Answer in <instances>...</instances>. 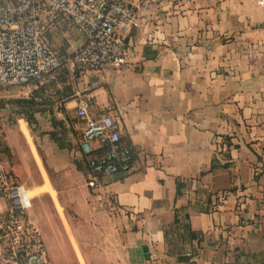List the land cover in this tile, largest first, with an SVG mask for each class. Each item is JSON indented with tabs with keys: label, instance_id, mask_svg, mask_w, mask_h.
<instances>
[{
	"label": "crops",
	"instance_id": "crops-1",
	"mask_svg": "<svg viewBox=\"0 0 264 264\" xmlns=\"http://www.w3.org/2000/svg\"><path fill=\"white\" fill-rule=\"evenodd\" d=\"M85 40L63 26L48 35L61 57ZM125 48L126 66L67 80L55 107L69 147L43 155L69 186L45 177L29 194L74 205L95 240L87 264H264V0L153 1ZM81 101L116 116L134 151L130 173L101 176L97 189L72 119ZM95 196L104 210L91 209Z\"/></svg>",
	"mask_w": 264,
	"mask_h": 264
},
{
	"label": "built area",
	"instance_id": "built-area-1",
	"mask_svg": "<svg viewBox=\"0 0 264 264\" xmlns=\"http://www.w3.org/2000/svg\"><path fill=\"white\" fill-rule=\"evenodd\" d=\"M153 1L157 7L165 5V0H0V90L37 89L51 82L61 89V72L75 81L86 71L126 66L125 39L142 27ZM59 26L86 37L65 57L48 41ZM75 116L83 126V153L102 151L88 161V187L97 189L101 176L130 173L134 151L123 141L120 120L111 114H92L85 101L78 104ZM32 201L29 190L11 180L0 155V264H52L41 229L29 214ZM106 204L99 196L90 201L96 212Z\"/></svg>",
	"mask_w": 264,
	"mask_h": 264
},
{
	"label": "rangeland",
	"instance_id": "rangeland-1",
	"mask_svg": "<svg viewBox=\"0 0 264 264\" xmlns=\"http://www.w3.org/2000/svg\"><path fill=\"white\" fill-rule=\"evenodd\" d=\"M34 90V87L0 90V101L19 99L24 97L27 91L32 93ZM14 109L11 104L5 109H0V151L4 161H8V169L28 190L41 188L45 184V177L53 189H56L57 182L60 188L69 186L62 184L64 182L59 183L58 177L50 176V169L43 155L48 159L50 149L53 150L55 146L48 136L40 133L62 132V126L52 122V118L56 117V107L53 108L52 114L46 113L39 117L37 133L31 132L26 121L15 114ZM72 119L78 123L76 117ZM22 122L25 123L30 138L23 133ZM80 137L78 131L77 138ZM65 179H68L67 176ZM2 209L3 204L0 202V211ZM29 214L42 231L52 264H87L86 258L91 259L97 254L92 232L76 214L74 205L70 201H63L59 193H56L55 201L50 193L42 192L33 199Z\"/></svg>",
	"mask_w": 264,
	"mask_h": 264
},
{
	"label": "trees",
	"instance_id": "trees-1",
	"mask_svg": "<svg viewBox=\"0 0 264 264\" xmlns=\"http://www.w3.org/2000/svg\"><path fill=\"white\" fill-rule=\"evenodd\" d=\"M67 76L65 71L61 72L59 75V82L63 85L62 89L57 88V83L51 82L46 86L38 87V89L34 90L29 98H19L13 99L10 101H0V109H5L8 104H11L15 109L14 113L18 116H21L26 123L28 124L32 133H37L39 121L37 119V115H45L46 113H51L55 106H57L64 97V89L67 90ZM59 110L63 112V109L60 107ZM55 116V115H54ZM72 121V120H71ZM79 121V120H78ZM52 122L54 125L62 126V132H42L40 135H46L50 138V140L55 143L60 149H66L69 147L66 142V133L64 128L63 121L54 117L52 118ZM74 122V121H73ZM125 143L127 141L124 140ZM228 146H231L229 140L225 139ZM129 145V143H127ZM102 154L101 150H94L91 155H85L83 159V163L89 169L88 161L90 159L96 158ZM80 165V163H79ZM78 165V168H79ZM217 161L214 163V167H218ZM90 172V169H89Z\"/></svg>",
	"mask_w": 264,
	"mask_h": 264
},
{
	"label": "bare ground",
	"instance_id": "bare-ground-1",
	"mask_svg": "<svg viewBox=\"0 0 264 264\" xmlns=\"http://www.w3.org/2000/svg\"><path fill=\"white\" fill-rule=\"evenodd\" d=\"M29 196L31 197V195L29 194Z\"/></svg>",
	"mask_w": 264,
	"mask_h": 264
}]
</instances>
